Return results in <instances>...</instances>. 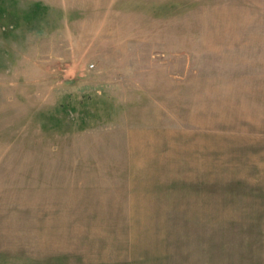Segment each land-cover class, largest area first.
I'll use <instances>...</instances> for the list:
<instances>
[{
  "label": "rangeland",
  "instance_id": "1",
  "mask_svg": "<svg viewBox=\"0 0 264 264\" xmlns=\"http://www.w3.org/2000/svg\"><path fill=\"white\" fill-rule=\"evenodd\" d=\"M0 264H264V0H0Z\"/></svg>",
  "mask_w": 264,
  "mask_h": 264
}]
</instances>
